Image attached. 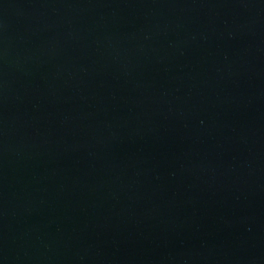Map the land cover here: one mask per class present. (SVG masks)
<instances>
[{"label": "water", "instance_id": "1", "mask_svg": "<svg viewBox=\"0 0 264 264\" xmlns=\"http://www.w3.org/2000/svg\"><path fill=\"white\" fill-rule=\"evenodd\" d=\"M0 264H264V0H0Z\"/></svg>", "mask_w": 264, "mask_h": 264}]
</instances>
